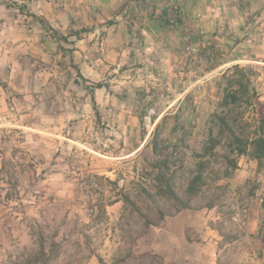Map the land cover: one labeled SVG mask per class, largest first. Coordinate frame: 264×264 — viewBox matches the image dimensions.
<instances>
[{"label":"rangeland","instance_id":"374dc122","mask_svg":"<svg viewBox=\"0 0 264 264\" xmlns=\"http://www.w3.org/2000/svg\"><path fill=\"white\" fill-rule=\"evenodd\" d=\"M255 95L264 0H0V264H264Z\"/></svg>","mask_w":264,"mask_h":264},{"label":"trees","instance_id":"16d2710c","mask_svg":"<svg viewBox=\"0 0 264 264\" xmlns=\"http://www.w3.org/2000/svg\"><path fill=\"white\" fill-rule=\"evenodd\" d=\"M104 85L102 83H98L97 87L102 88ZM245 93L248 94V85L244 84L243 81L240 82L239 84V90L236 92H230L227 91L224 95V100L226 101L227 104L237 102L240 98V93ZM231 98L233 101H231ZM255 107V113H256V120H257V125L253 131V134L249 136L248 138L243 137L242 135H239L235 132H232L231 134V141L229 142L232 148L233 152H236L238 155H243V154H249L259 161L261 165H264V100H262L258 95H255L254 103ZM218 125L220 126L221 131L224 129V126H228L226 123V120L222 118L219 122ZM217 139L213 134L211 133V136L209 137L208 141V146L206 148V151L208 153L212 152L215 147L217 146ZM233 162V160H230ZM167 162L165 160H162V163L165 166L164 168H161L160 164L157 167V164H155V168H157L158 172L156 174V181L157 184H155L156 188V194H159L160 196L164 197H169L172 198L175 202L179 203L182 205L184 208H190V200L187 199L185 200L184 198L180 197L177 192L174 189V186L172 184V178L168 176V171L169 168L167 166ZM235 162V161H234ZM234 167L237 166L236 163L233 164ZM231 166V167H233ZM204 173L200 169L190 180L189 185L187 190L191 192L192 194L197 193V191L200 189L201 185L204 183ZM147 193H151L150 191L146 190ZM125 201L133 206H135V202L131 200L129 195H126L124 197ZM214 204L210 203L209 206L212 207ZM166 215L164 210H160L159 216L160 218H164ZM147 226L154 224L152 220L149 218L146 219ZM263 233V240H264V230L262 231ZM225 235V234H224ZM41 254H44V244L41 245ZM133 258L132 260H139L143 264H146V262H149L147 264H169L165 263L164 259L162 256L158 254L154 255H149L145 257L138 258L133 252H129L125 255V258L123 259L124 261ZM141 263V264H142ZM106 264V263H104ZM112 264H117L116 262Z\"/></svg>","mask_w":264,"mask_h":264}]
</instances>
